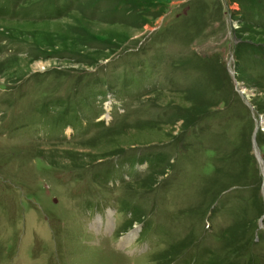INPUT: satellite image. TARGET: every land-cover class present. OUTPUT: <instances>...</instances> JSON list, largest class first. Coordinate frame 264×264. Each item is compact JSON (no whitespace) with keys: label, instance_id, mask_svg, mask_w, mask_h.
<instances>
[{"label":"rangeland","instance_id":"1","mask_svg":"<svg viewBox=\"0 0 264 264\" xmlns=\"http://www.w3.org/2000/svg\"><path fill=\"white\" fill-rule=\"evenodd\" d=\"M0 264H264V0H0Z\"/></svg>","mask_w":264,"mask_h":264}]
</instances>
